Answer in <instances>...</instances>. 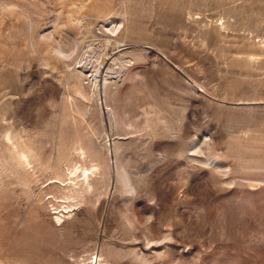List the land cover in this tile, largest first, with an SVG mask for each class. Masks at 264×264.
Segmentation results:
<instances>
[{
  "label": "rangeland",
  "instance_id": "374dc122",
  "mask_svg": "<svg viewBox=\"0 0 264 264\" xmlns=\"http://www.w3.org/2000/svg\"><path fill=\"white\" fill-rule=\"evenodd\" d=\"M0 264H264V0H0Z\"/></svg>",
  "mask_w": 264,
  "mask_h": 264
},
{
  "label": "bare ground",
  "instance_id": "6f19581e",
  "mask_svg": "<svg viewBox=\"0 0 264 264\" xmlns=\"http://www.w3.org/2000/svg\"><path fill=\"white\" fill-rule=\"evenodd\" d=\"M101 66H105V64L104 63H102V65ZM108 66H109V64H108ZM102 68V67H101ZM97 81V80H96Z\"/></svg>",
  "mask_w": 264,
  "mask_h": 264
}]
</instances>
